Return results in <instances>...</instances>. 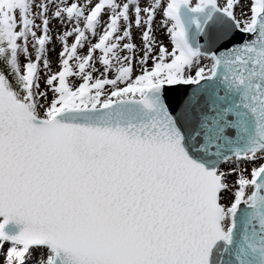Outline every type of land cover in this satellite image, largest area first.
<instances>
[{"label":"snow or ice","instance_id":"obj_1","mask_svg":"<svg viewBox=\"0 0 264 264\" xmlns=\"http://www.w3.org/2000/svg\"><path fill=\"white\" fill-rule=\"evenodd\" d=\"M0 264H264V0H0Z\"/></svg>","mask_w":264,"mask_h":264},{"label":"rangeland","instance_id":"obj_2","mask_svg":"<svg viewBox=\"0 0 264 264\" xmlns=\"http://www.w3.org/2000/svg\"><path fill=\"white\" fill-rule=\"evenodd\" d=\"M52 27L54 28V30H55L56 28H60V29L62 30V26L58 25V23L55 22V21L53 22ZM159 35H160V38L163 39V35H162V34H159ZM165 42H166V41H165ZM56 47H57V51H58V50H59V45H58V43H57ZM51 58L53 59V69L55 70V68H56V64H55V53H52ZM41 86L43 87V84H42Z\"/></svg>","mask_w":264,"mask_h":264}]
</instances>
